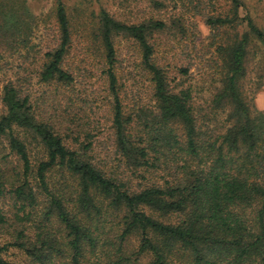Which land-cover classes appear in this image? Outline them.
Wrapping results in <instances>:
<instances>
[{"label":"trees","instance_id":"obj_1","mask_svg":"<svg viewBox=\"0 0 264 264\" xmlns=\"http://www.w3.org/2000/svg\"><path fill=\"white\" fill-rule=\"evenodd\" d=\"M231 1L228 14L205 15L216 43L202 52L208 67L195 80L191 64L167 69L156 47L163 33H195L182 8L199 0H148L134 21L101 8L80 21L77 39L57 0L56 44L38 78L45 92L71 93L65 108L12 81L0 94V145L9 150L0 157V235L10 237L0 264H264V111L245 93L264 29ZM16 3L0 0V49L14 43L8 33L30 28ZM120 38L132 42L128 58ZM77 42L103 81L102 115L75 95L85 75L69 61ZM126 60L138 65L141 86L128 85ZM11 246L23 262L4 257Z\"/></svg>","mask_w":264,"mask_h":264},{"label":"rangeland","instance_id":"obj_2","mask_svg":"<svg viewBox=\"0 0 264 264\" xmlns=\"http://www.w3.org/2000/svg\"><path fill=\"white\" fill-rule=\"evenodd\" d=\"M22 5L20 13H24V17L30 24L29 29H24L22 33L13 34L8 33L7 41L13 44H6L0 49V94L3 85L12 81L14 84L21 86L25 91L31 93L33 98L39 97L42 94L45 96L53 95L49 101L55 103L60 111L65 108L64 101L71 94L70 92L54 93L50 88L47 92L46 86L43 83H39L38 71L41 67L42 59L46 50L55 46L57 38V26H56V10L57 0H13ZM169 1V0H168ZM197 1V0H195ZM202 2L198 8H195L192 4L185 5L182 8L186 13V18L189 21H195L197 28L195 33L193 29H189L184 35L181 33H163L161 34L162 43L156 47V56L167 69L173 68L174 65L180 63L191 64L190 73L195 80H202L206 75L207 69L206 61L201 56L202 52L207 50L208 47L214 49L215 42L213 35L216 34L217 29L213 30L205 23V15H226L229 13V9L232 6L231 0H199ZM68 13L72 20H74V37L78 38V32H82L84 28L81 23L82 20L88 18V13L94 11L98 13L101 8H106L116 18L125 20H137L143 16V13L148 9V0H63ZM242 5L239 9L240 16H250L256 25L264 29V0H241ZM173 3V2H172ZM17 4V3H16ZM18 5V4H17ZM180 6L183 4L180 2ZM77 8L80 10L86 9L83 12L75 11ZM189 9V10H187ZM168 10V11H167ZM166 15L171 14V6L167 8ZM188 11V12H187ZM26 14V16H25ZM94 15V14H93ZM34 16V17H33ZM90 17V16H89ZM81 21V23H80ZM190 24V23H189ZM246 29L244 25H240L237 31L243 32ZM229 30L235 32L234 29ZM119 48L122 50L123 57L127 56V52L132 54V42L125 39H119ZM219 40V38H216ZM88 44L87 41L84 43ZM83 44L79 42L74 44L72 49V57L69 61L74 67H83L85 75L82 76V84H78L75 95L80 97H88L89 100L94 102L93 106L99 115H102L106 111V108L101 106L103 102V96L107 93L104 92L102 79L98 77L99 71L94 68V58L91 54L86 55L85 51L81 48ZM211 45V46H209ZM128 58V56H127ZM84 59L85 61L81 62ZM127 71L131 72L128 80L130 86L135 81L136 86L142 85V77L140 75L133 77L135 73L139 74L138 65L131 64L130 61L124 63ZM87 69L90 73H87ZM138 80V81H136ZM86 88V89H85ZM245 93L252 99L253 103L258 109L264 111V44H253L249 59L247 62V78L245 80ZM80 92L82 94H80ZM128 92L131 101L139 100L140 95ZM206 92L199 94L198 102L205 103ZM125 96V93H123ZM83 107V103L78 100L74 105L76 111H80ZM72 109V108H71ZM6 110L4 103L0 100V114ZM102 136V135H101ZM75 148V144L71 143ZM9 152L7 147L0 145V157ZM36 152V150H34ZM12 159V157H10ZM6 208H9L6 205ZM10 240V237L0 235L1 244ZM4 257L8 260L15 262H23L25 257L23 253L16 247H9L4 252Z\"/></svg>","mask_w":264,"mask_h":264}]
</instances>
